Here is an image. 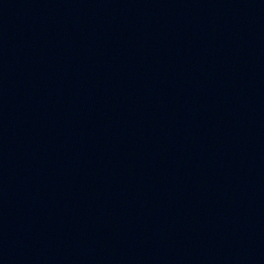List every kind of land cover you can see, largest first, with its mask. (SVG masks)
<instances>
[{
	"label": "water",
	"instance_id": "1",
	"mask_svg": "<svg viewBox=\"0 0 264 264\" xmlns=\"http://www.w3.org/2000/svg\"><path fill=\"white\" fill-rule=\"evenodd\" d=\"M0 264H264V0H0Z\"/></svg>",
	"mask_w": 264,
	"mask_h": 264
}]
</instances>
